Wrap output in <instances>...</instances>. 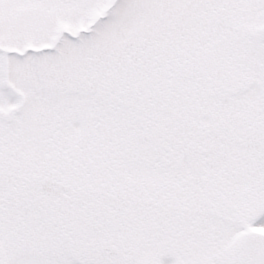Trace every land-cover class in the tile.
Returning <instances> with one entry per match:
<instances>
[{
    "label": "snow or ice",
    "instance_id": "snow-or-ice-1",
    "mask_svg": "<svg viewBox=\"0 0 264 264\" xmlns=\"http://www.w3.org/2000/svg\"><path fill=\"white\" fill-rule=\"evenodd\" d=\"M0 264H264V0H0Z\"/></svg>",
    "mask_w": 264,
    "mask_h": 264
}]
</instances>
